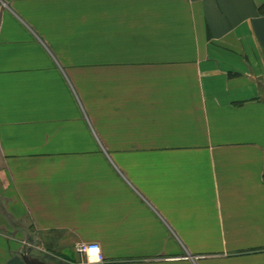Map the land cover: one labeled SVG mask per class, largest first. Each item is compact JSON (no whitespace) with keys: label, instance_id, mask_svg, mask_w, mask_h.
I'll return each instance as SVG.
<instances>
[{"label":"crops","instance_id":"1","mask_svg":"<svg viewBox=\"0 0 264 264\" xmlns=\"http://www.w3.org/2000/svg\"><path fill=\"white\" fill-rule=\"evenodd\" d=\"M80 243L264 264V0H0V264Z\"/></svg>","mask_w":264,"mask_h":264},{"label":"clouds","instance_id":"2","mask_svg":"<svg viewBox=\"0 0 264 264\" xmlns=\"http://www.w3.org/2000/svg\"><path fill=\"white\" fill-rule=\"evenodd\" d=\"M83 259L81 264H103L102 248L98 244L78 249Z\"/></svg>","mask_w":264,"mask_h":264},{"label":"built area","instance_id":"3","mask_svg":"<svg viewBox=\"0 0 264 264\" xmlns=\"http://www.w3.org/2000/svg\"><path fill=\"white\" fill-rule=\"evenodd\" d=\"M91 244H97V243H80V244H78L77 246H76V251L77 252H79L78 251V249L79 248H81V247H88L89 245H91ZM99 245V244H98ZM100 246V245H99ZM101 247V246H100ZM80 253V252H79ZM103 255V254H102Z\"/></svg>","mask_w":264,"mask_h":264},{"label":"water","instance_id":"4","mask_svg":"<svg viewBox=\"0 0 264 264\" xmlns=\"http://www.w3.org/2000/svg\"><path fill=\"white\" fill-rule=\"evenodd\" d=\"M26 260H27V262H29L27 257H26ZM29 263H30V264H33V263H31V262H29Z\"/></svg>","mask_w":264,"mask_h":264}]
</instances>
